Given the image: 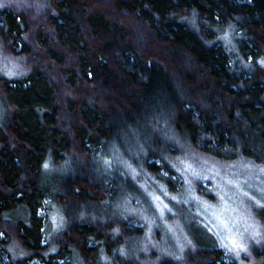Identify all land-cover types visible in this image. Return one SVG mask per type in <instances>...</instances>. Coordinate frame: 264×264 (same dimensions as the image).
I'll use <instances>...</instances> for the list:
<instances>
[{"label": "trees", "instance_id": "obj_1", "mask_svg": "<svg viewBox=\"0 0 264 264\" xmlns=\"http://www.w3.org/2000/svg\"><path fill=\"white\" fill-rule=\"evenodd\" d=\"M0 57L18 66L0 71V264H140L112 143L171 187L156 160L179 145L264 162V0H0ZM201 226L181 263L237 264Z\"/></svg>", "mask_w": 264, "mask_h": 264}, {"label": "rangeland", "instance_id": "obj_2", "mask_svg": "<svg viewBox=\"0 0 264 264\" xmlns=\"http://www.w3.org/2000/svg\"><path fill=\"white\" fill-rule=\"evenodd\" d=\"M0 71L12 77L18 66L0 57ZM119 146H109L103 164L135 185V191L110 185L109 192L117 211L129 218V225L144 229L134 242L135 251L143 252L140 264H157L159 255L184 264L186 247L206 237L201 225L215 236L224 262L250 264L251 248L264 240V228L256 215L264 208V162L245 157L219 161L179 145L172 148L171 156H163L164 162L156 160V164H167L170 172L165 168L161 172L171 177V187L144 169L136 145ZM48 210L45 203L39 212L49 218ZM51 217H56L57 226L60 219L55 212ZM3 260L7 262L5 255Z\"/></svg>", "mask_w": 264, "mask_h": 264}]
</instances>
